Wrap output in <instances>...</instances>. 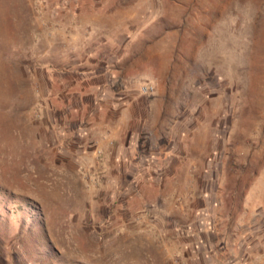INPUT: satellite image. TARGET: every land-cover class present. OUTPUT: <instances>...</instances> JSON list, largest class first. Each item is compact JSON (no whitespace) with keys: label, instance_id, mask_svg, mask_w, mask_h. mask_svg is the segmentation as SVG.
I'll return each instance as SVG.
<instances>
[{"label":"rangeland","instance_id":"374dc122","mask_svg":"<svg viewBox=\"0 0 264 264\" xmlns=\"http://www.w3.org/2000/svg\"><path fill=\"white\" fill-rule=\"evenodd\" d=\"M0 264H264V0H0Z\"/></svg>","mask_w":264,"mask_h":264},{"label":"built area","instance_id":"2783aa9c","mask_svg":"<svg viewBox=\"0 0 264 264\" xmlns=\"http://www.w3.org/2000/svg\"><path fill=\"white\" fill-rule=\"evenodd\" d=\"M143 90H144V92H152L153 90H154V86L153 85H151V84H147V85H145V86H143Z\"/></svg>","mask_w":264,"mask_h":264}]
</instances>
